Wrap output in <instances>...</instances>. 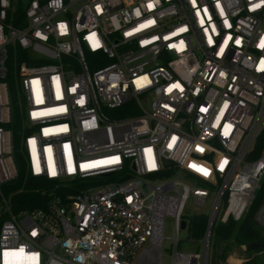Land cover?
<instances>
[{"label":"built area","instance_id":"1","mask_svg":"<svg viewBox=\"0 0 264 264\" xmlns=\"http://www.w3.org/2000/svg\"><path fill=\"white\" fill-rule=\"evenodd\" d=\"M262 42L264 0H0V264H212L264 176Z\"/></svg>","mask_w":264,"mask_h":264},{"label":"trees","instance_id":"2","mask_svg":"<svg viewBox=\"0 0 264 264\" xmlns=\"http://www.w3.org/2000/svg\"><path fill=\"white\" fill-rule=\"evenodd\" d=\"M263 141V136H260L253 147V151L251 155H255L260 147L261 142ZM15 161L17 166H19V173L21 172L20 165L23 160H21L20 156H16ZM169 175L168 172L162 173V176ZM190 179L194 177L190 174L187 175ZM47 185V182L38 179L32 180L29 179L25 184L21 187V190L18 193L17 198H13L11 205L14 210L18 209H26L34 204L39 203L37 197H39L38 192L34 191L35 188H43V186ZM75 189V188H74ZM264 199V176L259 183L258 189L254 193V197L243 213L242 218L238 222H234L231 220L226 221L225 223L214 222L211 225L210 236L208 240V252H209V262L214 263L215 251L217 247H220L222 244L227 243L228 241H233L237 244H242L249 241H256L260 244L254 251L264 249V229L255 221L254 214L260 204ZM189 234L195 240L202 238L205 224H206V215L199 213L194 214L189 219ZM246 249V248H245ZM248 250V249H247ZM250 251V250H249ZM262 260H264V254L259 256L254 255L250 260L245 261L242 264H262Z\"/></svg>","mask_w":264,"mask_h":264},{"label":"rangeland","instance_id":"3","mask_svg":"<svg viewBox=\"0 0 264 264\" xmlns=\"http://www.w3.org/2000/svg\"><path fill=\"white\" fill-rule=\"evenodd\" d=\"M178 178V177H176ZM169 195L174 196V192L170 191L168 192ZM212 198L209 196L205 199L204 203L200 207H195L193 211L195 213H202L207 215L210 210ZM185 213L190 214L192 211V205H191V199L188 197L185 201L184 205ZM255 215V214H254ZM261 226V225H260ZM171 235V220L169 217L164 218L163 223V236L167 237ZM185 231H180L179 237L186 236ZM167 244V239L162 240V246L164 247ZM193 243H187L185 249H192ZM182 245V244H181ZM215 251V257H214V263L215 264H226L229 261H239V264L244 263L245 261L250 260L252 257H254L255 254H253V251H249L245 249V246L242 244H237L233 241H228L227 243L222 244L220 247H217L214 249ZM257 256V255H256ZM260 257V255H259ZM160 264H168V258L165 256V251H162ZM262 264H264V260H262Z\"/></svg>","mask_w":264,"mask_h":264},{"label":"snow or ice","instance_id":"4","mask_svg":"<svg viewBox=\"0 0 264 264\" xmlns=\"http://www.w3.org/2000/svg\"><path fill=\"white\" fill-rule=\"evenodd\" d=\"M61 27H63V25H62ZM93 35H94V34H93ZM237 43H239V41H237ZM95 46H98V44L95 45ZM261 47H264V42H262ZM221 51H223V49H221ZM174 87H178V85H175ZM81 103H82V101H81ZM36 115H38V114H37V113H33V116H34V117H35ZM32 143L34 144L35 142L32 141ZM199 150H200V151H203V149H199ZM116 160H118V158H114L113 162H115ZM227 163H228L227 160L222 161V162L220 163V165H219L220 169L223 170L225 164H227ZM192 167L196 168L197 171L201 172V173H202L203 175H205V176L209 175V171H208L207 169H204V168L198 167V166H196V165H192ZM37 170H39V169H37ZM51 174H52V175H55L56 173H55V171H53ZM33 235H35V233H33ZM20 251L23 252V249H21Z\"/></svg>","mask_w":264,"mask_h":264},{"label":"water","instance_id":"5","mask_svg":"<svg viewBox=\"0 0 264 264\" xmlns=\"http://www.w3.org/2000/svg\"><path fill=\"white\" fill-rule=\"evenodd\" d=\"M182 226H183V223H181V227ZM244 246L246 249L252 251L260 247V244L256 241H249V242L244 243Z\"/></svg>","mask_w":264,"mask_h":264}]
</instances>
